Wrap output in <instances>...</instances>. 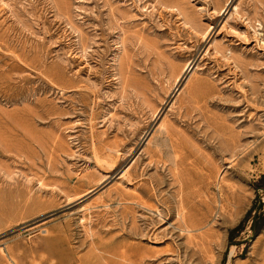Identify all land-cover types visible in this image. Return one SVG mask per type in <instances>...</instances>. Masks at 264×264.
Here are the masks:
<instances>
[{"label": "rangeland", "instance_id": "obj_1", "mask_svg": "<svg viewBox=\"0 0 264 264\" xmlns=\"http://www.w3.org/2000/svg\"><path fill=\"white\" fill-rule=\"evenodd\" d=\"M263 38L264 0H0V264H264Z\"/></svg>", "mask_w": 264, "mask_h": 264}, {"label": "bare ground", "instance_id": "obj_2", "mask_svg": "<svg viewBox=\"0 0 264 264\" xmlns=\"http://www.w3.org/2000/svg\"><path fill=\"white\" fill-rule=\"evenodd\" d=\"M106 3H107V2H106ZM108 5H109V4H108ZM56 6H57V5H56ZM220 8H221V10H222V7H220ZM220 8H219V9H220ZM118 10H119V9H118ZM118 10H117V11H118ZM219 12H220V11H219ZM235 12H236V11H235ZM119 13H120V12H119ZM114 14H115V13H114ZM114 16H115V15H114ZM242 17H244V15H243ZM249 21H251V20H249ZM105 23H107V22H105ZM249 23H250V22H249ZM111 24H112V23H111ZM111 24H110V25H111ZM70 25H71V24H70ZM92 25H93V24H92ZM110 25H109V26H110ZM98 26H99V25H98ZM251 26H252V23H251ZM253 26H254V24H253ZM114 27H115V25H114ZM72 28H73V27H72ZM74 28H75V27H74ZM76 28H77V27H76ZM111 28H112V27H111ZM111 28H110V29H111ZM253 28H254V27H253ZM98 29H99V28H98ZM100 29H101V28H100ZM103 29H104V28H103ZM112 29H113V28H112ZM255 30H256V29H255ZM102 31H103V30H102ZM256 32H257V31H256ZM203 34H204V33H203ZM240 34H241V33H240ZM243 35H244V34H243ZM255 35H256V33H255ZM255 35H254V36H255ZM261 38H262V37H261ZM263 39H264V38H263ZM122 40H123V39H122ZM99 41H100V39H99ZM96 42H97V41H96ZM122 42H123V41H122ZM122 42H121V43H122ZM123 43H124V42H123ZM123 43H122V44H123ZM82 45H83V44H82ZM82 45H81V46H82ZM122 47H123V46H122ZM217 49H218V48H217ZM85 50H86V49H85ZM218 51H219V49H218ZM84 53H85V52H84ZM221 53H222V52H221ZM221 55H222V54H221ZM92 84H93V83H92ZM62 91H63V90H62ZM4 147H5V146H4ZM230 157H231V156H230ZM99 160H100V159H99ZM98 162H99V161H98ZM176 162H177V161H176ZM99 176H100V175H99ZM36 178H37V177H36ZM39 183H40V182H39ZM41 183H43V182H41ZM181 183H183V182H181ZM178 184H179V182H178ZM41 185H42V184H41ZM44 186H45V185H44ZM181 186H182V185H181ZM89 192H90V191H88V192H86V193H84V194L79 195L78 198L82 197L83 195H86V194L89 193ZM180 192H181V191H180ZM181 195H183V194H181ZM181 195H180V196H181ZM75 196H76V195H75ZM73 199H74V198H73ZM180 200H181V199H180ZM182 202H183V201H182ZM153 208H154V207H153ZM157 209H158V208H157ZM158 211H159V210H158ZM162 213H163V212H162ZM157 214H158V213H157ZM160 215H161V213H160ZM162 219H163V218H162ZM161 221H162V220H161ZM138 232H140V231H138ZM142 232H143V231H142ZM187 232H188V231H187ZM140 235H141V233H140ZM140 235H139V236H140ZM142 235H144V234H142ZM147 235H148V234H147ZM153 235H154V234H153ZM141 238H142V237H141Z\"/></svg>", "mask_w": 264, "mask_h": 264}]
</instances>
